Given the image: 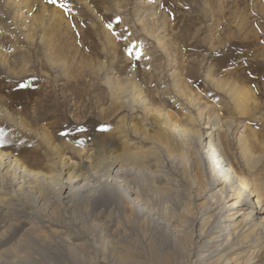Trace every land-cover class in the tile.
<instances>
[{
    "label": "rangeland",
    "instance_id": "rangeland-1",
    "mask_svg": "<svg viewBox=\"0 0 264 264\" xmlns=\"http://www.w3.org/2000/svg\"><path fill=\"white\" fill-rule=\"evenodd\" d=\"M29 1L26 26L0 38V150L41 173L35 205L10 210H31L56 243L24 264H134L124 254L146 249L163 211L199 214L198 163L161 145L154 106L183 125L215 123L235 171L248 182L264 174V0ZM241 87L250 94L234 98ZM121 169L123 189L107 182ZM69 173L83 179L66 200ZM132 189L155 212L143 228H132V199L122 201ZM74 233L92 242L81 254L59 243ZM24 254L1 253L0 264H23Z\"/></svg>",
    "mask_w": 264,
    "mask_h": 264
},
{
    "label": "bare ground",
    "instance_id": "bare-ground-1",
    "mask_svg": "<svg viewBox=\"0 0 264 264\" xmlns=\"http://www.w3.org/2000/svg\"><path fill=\"white\" fill-rule=\"evenodd\" d=\"M31 8L29 0H0V38L7 40L18 36L20 26L24 28L25 22H28L26 13ZM4 23H9L11 27L7 28ZM228 44L227 49H231V38L228 39ZM133 90L140 100L149 105L136 83ZM41 92V89H37L35 94L40 95ZM249 94V89L241 87L235 90L234 98L240 95L248 97ZM43 98L45 101L44 96ZM38 99L35 96L28 102L39 103ZM154 107L156 122L162 129L161 145L172 151L171 157L178 154L180 159L188 161L192 156L198 163V166H193L192 173L196 178H203L205 183L201 182L205 186L200 185V180L195 181L196 178L190 181V186L199 189L195 201L200 212L193 213L188 206H183L182 212L177 208L163 211L162 214L166 217L159 223L161 229L156 236L150 238L146 249L139 254L133 249L131 253L128 249L129 252L122 259H132L130 262L134 264L138 261L140 264H264V174L253 182H248L235 171L227 150L228 141L221 137L215 123L212 124L210 120L195 123V118H189L190 121L183 125L176 120V115L163 111L158 106L159 109ZM34 108L38 111L35 119L39 120L41 111L35 105ZM245 146L250 148L251 144ZM260 150L264 152V145H260ZM145 157L136 156V159L145 162ZM153 159L159 162V154L155 153ZM113 165H118L116 159ZM118 174H122L123 179L117 178ZM40 175V172L28 169L17 156L0 150V263L1 253L10 255L20 251L25 252L23 256H19L21 263L31 262L35 257L33 253L47 252L56 243L52 232L46 231L45 224L35 218V213L31 210H10L14 201L35 205V202L29 200V196H34V187L39 188L33 185V181ZM127 176L128 172L125 170H117L116 175L107 182L123 189L124 182L128 181ZM68 178L60 185V193L64 194V199L71 197V200L72 192L77 190L75 182L83 177L74 179L72 173H69ZM116 181L121 182V185ZM127 193L129 200L122 201L132 199V228H143L146 217L155 215L152 211L154 209L135 190ZM133 204L138 205L137 209ZM70 237L69 241L62 239L59 243L65 244L73 253L81 254L92 245L90 238L84 240L82 234L74 233ZM80 259L77 261L84 264L82 261L85 259ZM100 262L106 264L102 260Z\"/></svg>",
    "mask_w": 264,
    "mask_h": 264
},
{
    "label": "snow or ice",
    "instance_id": "snow-or-ice-1",
    "mask_svg": "<svg viewBox=\"0 0 264 264\" xmlns=\"http://www.w3.org/2000/svg\"><path fill=\"white\" fill-rule=\"evenodd\" d=\"M50 2H51V3H56V2H57V0H50Z\"/></svg>",
    "mask_w": 264,
    "mask_h": 264
}]
</instances>
